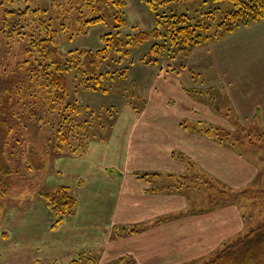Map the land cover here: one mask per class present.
<instances>
[{"label": "crops", "instance_id": "0c3cea01", "mask_svg": "<svg viewBox=\"0 0 264 264\" xmlns=\"http://www.w3.org/2000/svg\"><path fill=\"white\" fill-rule=\"evenodd\" d=\"M212 47L196 72L155 65L138 79L144 108L125 105L104 137L57 159L76 208L57 223L41 196L8 219L1 239L18 244L0 264H205L264 223V146L215 135L264 132V20Z\"/></svg>", "mask_w": 264, "mask_h": 264}, {"label": "rangeland", "instance_id": "374dc122", "mask_svg": "<svg viewBox=\"0 0 264 264\" xmlns=\"http://www.w3.org/2000/svg\"><path fill=\"white\" fill-rule=\"evenodd\" d=\"M113 1L98 0L88 6L85 0H0V76H13L15 72H24L23 77L26 76L24 70L27 64L22 65L32 38L53 36L62 55L78 50L96 52L105 47V35L120 32L121 37H126L156 28V13L187 14L202 20L207 13L215 11L214 19L202 20L214 24L232 7L228 0H170L164 3L156 0L154 3H157L158 11L154 12L149 7V0H123L122 17L126 23L117 27L118 8ZM79 16L86 19L103 16L104 21L89 24L87 32L80 34ZM213 43L193 47L186 55L175 54L172 59L164 56L159 64L146 62L154 59L149 54L152 42L139 47H127L130 55H119L112 49L106 58L100 59L99 72L114 73L128 68V75L124 77L116 73L113 78L108 75L101 81V87H106L108 92L102 93L81 90L79 83L83 76L78 74L77 69L67 71L68 101H76L83 111L79 117L69 111L65 113L77 120L89 121L91 129H88V141L104 137L110 131L111 124L123 113L125 105L135 108H144L146 105V98L142 96L144 85L138 81L139 78L154 73L155 65L162 67L163 74L196 72L192 70L195 60L207 66L208 54L213 56L214 48L209 52L207 49ZM205 66L202 67L203 72L207 71ZM209 70L213 73V69ZM16 100L6 104L0 101V157L5 167L1 176L10 186L9 192L0 196V251L17 248L15 245L18 244L9 237L1 239L7 220L14 215H22L23 209H29L26 206L38 204L41 194L56 190L62 180V175L57 173L61 170L58 167L61 163L57 159L63 153L55 148L56 131L62 119L61 110H50L43 95L33 97L31 91L23 93L21 100ZM6 110L10 118L6 117ZM226 130L234 140L244 144L249 142L252 147L264 146V132L258 127L240 123ZM75 131L76 135L80 132L78 129ZM49 225L50 228L52 224ZM9 235L13 238L15 234L10 231ZM78 263L82 264L80 261ZM83 264L89 262L84 261ZM252 264H264V256Z\"/></svg>", "mask_w": 264, "mask_h": 264}, {"label": "trees", "instance_id": "16d2710c", "mask_svg": "<svg viewBox=\"0 0 264 264\" xmlns=\"http://www.w3.org/2000/svg\"><path fill=\"white\" fill-rule=\"evenodd\" d=\"M98 0H85L87 5L96 3ZM156 0H149V7L157 12ZM170 0H161L164 3ZM232 7L228 9L219 21L212 24L205 19H214L216 12L207 13L202 20H197L187 14H160L156 13L157 27L151 31H140L134 35L121 37L120 32L103 36L105 47L102 50L93 52L89 50L70 51L62 55L56 46L53 36L32 38L30 47L26 51L24 65L27 64L26 76L24 72H15L13 76H0V101L10 103L16 99L21 100L23 93L31 91L33 97L43 95L50 110H61L62 119L59 129L56 131V150L67 155H77L84 152L90 134L88 120H77L83 109L76 102H69V86L66 72L77 69L83 79L79 83L81 90L107 93L106 87H101V81L109 75L113 78L116 73L126 77V70L115 71L114 73L99 72L101 58H106L110 50L117 54L130 55L127 47H139L147 43H153L149 54L154 57L151 64H159L166 56L174 58L175 54H188L193 47L202 46L206 43L216 42L244 26H249L264 20V0H228ZM118 8L116 19L117 27L125 25L122 17V8L125 5L123 0H114ZM213 14V16H210ZM104 21L103 16L86 19L78 17L80 23V34L87 32L89 24H96ZM214 28V30H212ZM110 36V37H109ZM124 49V52H123ZM81 66H84L81 68ZM117 75V76H118ZM16 102H20L17 101ZM7 111V110H6ZM65 111H69L76 117H70ZM69 114V115H71ZM5 117V116H3ZM6 117L10 118L9 112ZM5 117V118H6ZM6 118V119H7ZM0 116V120H1ZM12 119V118H11ZM3 120L2 122H5ZM89 124V125H88ZM76 129L80 130L76 135ZM83 132H82V131ZM210 133L209 130L206 131ZM0 131V136H1ZM215 135L220 139H228L232 135L225 129H216ZM1 156V155H0ZM4 164L0 157V196L7 194L10 190L1 172ZM148 175H145L146 177ZM52 215L60 223L65 216L72 214L77 206L76 198L69 192L68 188L61 187L55 191H47L41 194ZM264 256V223L251 229L245 236L239 238L226 247L217 256L205 264H252ZM79 260H73L71 264H79Z\"/></svg>", "mask_w": 264, "mask_h": 264}]
</instances>
